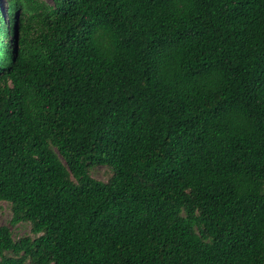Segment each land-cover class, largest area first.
<instances>
[{"label": "trees", "instance_id": "obj_1", "mask_svg": "<svg viewBox=\"0 0 264 264\" xmlns=\"http://www.w3.org/2000/svg\"><path fill=\"white\" fill-rule=\"evenodd\" d=\"M2 203L0 264H264V0H0Z\"/></svg>", "mask_w": 264, "mask_h": 264}, {"label": "rangeland", "instance_id": "obj_2", "mask_svg": "<svg viewBox=\"0 0 264 264\" xmlns=\"http://www.w3.org/2000/svg\"><path fill=\"white\" fill-rule=\"evenodd\" d=\"M3 1V0H2ZM48 3L51 2V0H46ZM92 175L102 181H105L107 179V176L105 174V168L103 167H97L94 169ZM11 219V211L9 208V205L6 203L0 204V225H4L10 228L12 235L15 239H18L24 235L30 234V225L27 223H20L16 224L14 226H11L9 224V221Z\"/></svg>", "mask_w": 264, "mask_h": 264}]
</instances>
